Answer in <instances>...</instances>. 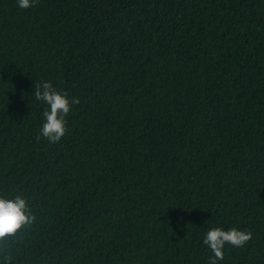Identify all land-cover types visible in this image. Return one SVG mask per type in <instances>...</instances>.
Segmentation results:
<instances>
[{
  "label": "trees",
  "instance_id": "trees-1",
  "mask_svg": "<svg viewBox=\"0 0 264 264\" xmlns=\"http://www.w3.org/2000/svg\"><path fill=\"white\" fill-rule=\"evenodd\" d=\"M79 98L57 143L36 84ZM0 264H264V0H0ZM10 256L8 260L6 257Z\"/></svg>",
  "mask_w": 264,
  "mask_h": 264
},
{
  "label": "clouds",
  "instance_id": "clouds-1",
  "mask_svg": "<svg viewBox=\"0 0 264 264\" xmlns=\"http://www.w3.org/2000/svg\"><path fill=\"white\" fill-rule=\"evenodd\" d=\"M18 7L28 9L34 7L39 0H17ZM35 99L48 105L43 112L45 123L41 132L36 136L37 142L41 136L50 143L59 142L66 134V117L71 111L72 105L80 103L79 98L69 99L66 91L59 90L50 81L36 84ZM36 220L32 208L22 194H14L11 197L0 195V242L14 236L19 230L30 225ZM253 238L250 230H239L235 227L224 230L222 228L210 229L203 243L214 254L210 264H217V260L224 259L225 245L244 247ZM6 259L10 260L8 256Z\"/></svg>",
  "mask_w": 264,
  "mask_h": 264
}]
</instances>
